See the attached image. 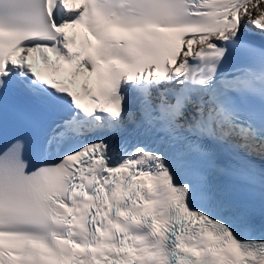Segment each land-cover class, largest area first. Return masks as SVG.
I'll return each mask as SVG.
<instances>
[{"label":"bare ground","instance_id":"obj_1","mask_svg":"<svg viewBox=\"0 0 264 264\" xmlns=\"http://www.w3.org/2000/svg\"><path fill=\"white\" fill-rule=\"evenodd\" d=\"M252 4L255 6V9H256V13H255V16L253 19H252V14H250V8H248ZM263 7H264L263 6V0H252L249 4L246 5L244 10L242 12H240L241 21L250 20V16H251V20L253 21L255 26L264 25V20L257 19L258 15H259V10L262 9Z\"/></svg>","mask_w":264,"mask_h":264},{"label":"rangeland","instance_id":"obj_2","mask_svg":"<svg viewBox=\"0 0 264 264\" xmlns=\"http://www.w3.org/2000/svg\"><path fill=\"white\" fill-rule=\"evenodd\" d=\"M248 8H250V14H252V19H253L254 16H255V13H256L255 6L252 4V5L249 6ZM250 19H251V16H250Z\"/></svg>","mask_w":264,"mask_h":264}]
</instances>
